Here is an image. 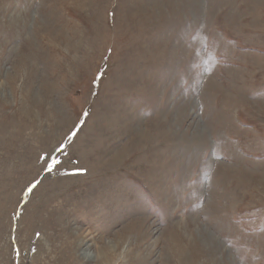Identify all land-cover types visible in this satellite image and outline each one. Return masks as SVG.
<instances>
[{"label": "rangeland", "instance_id": "rangeland-1", "mask_svg": "<svg viewBox=\"0 0 264 264\" xmlns=\"http://www.w3.org/2000/svg\"><path fill=\"white\" fill-rule=\"evenodd\" d=\"M0 264H264V0H0Z\"/></svg>", "mask_w": 264, "mask_h": 264}, {"label": "bare ground", "instance_id": "bare-ground-1", "mask_svg": "<svg viewBox=\"0 0 264 264\" xmlns=\"http://www.w3.org/2000/svg\"><path fill=\"white\" fill-rule=\"evenodd\" d=\"M198 144V143H197ZM210 161V160H209ZM263 168V167H262ZM207 238H209V237H207ZM206 241H208L207 239H206ZM209 242V241H208ZM204 243V242H203ZM205 247H207V246H205ZM204 250L206 251V252H208L209 250L208 249H206V248H204ZM213 253V252H212ZM181 260V259H180ZM183 262H184V259L182 260Z\"/></svg>", "mask_w": 264, "mask_h": 264}, {"label": "snow or ice", "instance_id": "snow-or-ice-1", "mask_svg": "<svg viewBox=\"0 0 264 264\" xmlns=\"http://www.w3.org/2000/svg\"><path fill=\"white\" fill-rule=\"evenodd\" d=\"M57 163H58V161H57ZM33 187H35V185H33ZM31 190H32V189L30 188L29 191H31Z\"/></svg>", "mask_w": 264, "mask_h": 264}]
</instances>
